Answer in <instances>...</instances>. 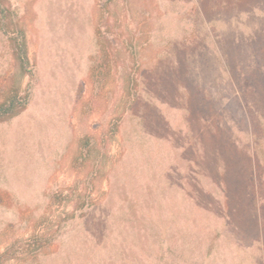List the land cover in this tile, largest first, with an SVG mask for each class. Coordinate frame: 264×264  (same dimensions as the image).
Returning a JSON list of instances; mask_svg holds the SVG:
<instances>
[{
    "label": "rangeland",
    "instance_id": "rangeland-1",
    "mask_svg": "<svg viewBox=\"0 0 264 264\" xmlns=\"http://www.w3.org/2000/svg\"><path fill=\"white\" fill-rule=\"evenodd\" d=\"M3 4L0 264H264V0Z\"/></svg>",
    "mask_w": 264,
    "mask_h": 264
},
{
    "label": "trees",
    "instance_id": "trees-1",
    "mask_svg": "<svg viewBox=\"0 0 264 264\" xmlns=\"http://www.w3.org/2000/svg\"><path fill=\"white\" fill-rule=\"evenodd\" d=\"M4 0H0V30L1 32L7 37V40L9 42V45L11 47V51L14 55V58L17 62V64L20 66V68L23 71H27L29 59L27 57V42H26V34L23 28L16 25L15 16L16 14L12 10V7L10 5H4ZM31 74V77L33 76V71H29ZM29 89L26 90L24 95H20L18 91L10 92L8 93L5 98L0 101V123L5 122L15 116H17L20 112H22L29 102ZM43 218V215H42ZM39 219V218H38ZM46 216L44 217L43 222L46 221ZM38 226H41L39 224ZM37 226L34 227V232L31 235V237L24 243V249L25 252H29L27 259H33L37 260L41 252H43V248L39 247L42 246L41 242L37 243L39 241L38 238L33 237L37 236L35 235V230H39L41 228H38ZM51 236L54 238L53 234ZM50 238V240L52 239ZM36 242L35 245H32ZM19 240L15 241V244L19 243ZM14 244V245H15ZM14 248V247H13ZM4 254H0L1 256ZM27 256V255H26Z\"/></svg>",
    "mask_w": 264,
    "mask_h": 264
}]
</instances>
